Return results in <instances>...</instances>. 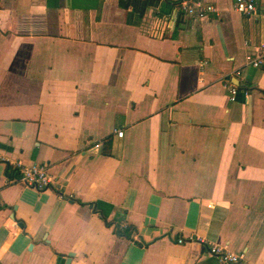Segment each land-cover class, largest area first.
<instances>
[{
	"label": "crops",
	"instance_id": "obj_1",
	"mask_svg": "<svg viewBox=\"0 0 264 264\" xmlns=\"http://www.w3.org/2000/svg\"><path fill=\"white\" fill-rule=\"evenodd\" d=\"M234 2L0 0V264H264V0Z\"/></svg>",
	"mask_w": 264,
	"mask_h": 264
},
{
	"label": "built area",
	"instance_id": "obj_2",
	"mask_svg": "<svg viewBox=\"0 0 264 264\" xmlns=\"http://www.w3.org/2000/svg\"><path fill=\"white\" fill-rule=\"evenodd\" d=\"M233 9L240 15L250 17L255 14L256 7L253 0H235ZM180 10L188 16L204 18L208 13L214 12V8L210 5H202L195 3L193 5L187 4L185 1H181ZM264 58V46L260 49L258 55H249L247 56V64L253 67H258L263 63ZM237 93L236 88H230L231 101L234 100V97ZM117 137H122L121 131H115ZM97 147V145H96ZM19 177L18 180L22 182L25 186L42 190L47 188L52 184V181L47 172V167L45 165L33 164L29 167H17ZM193 239H189L188 242H192ZM187 241L179 238L177 244H185ZM208 252L218 258L220 264H243L242 255H231L227 253H222L221 249L216 245H210L205 247Z\"/></svg>",
	"mask_w": 264,
	"mask_h": 264
},
{
	"label": "trees",
	"instance_id": "obj_3",
	"mask_svg": "<svg viewBox=\"0 0 264 264\" xmlns=\"http://www.w3.org/2000/svg\"><path fill=\"white\" fill-rule=\"evenodd\" d=\"M118 5L121 8H132L136 13L142 15L145 13L147 10L148 6V0H118ZM6 173L8 176H17V173L15 170L10 169L7 167ZM122 230V231H121ZM116 229V234L118 236L124 237V238H129L130 231L127 229Z\"/></svg>",
	"mask_w": 264,
	"mask_h": 264
}]
</instances>
